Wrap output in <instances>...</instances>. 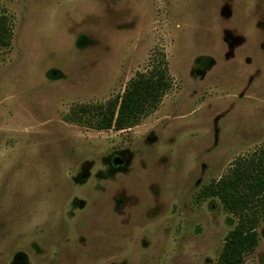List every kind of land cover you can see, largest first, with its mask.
<instances>
[{"label":"rangeland","instance_id":"374dc122","mask_svg":"<svg viewBox=\"0 0 264 264\" xmlns=\"http://www.w3.org/2000/svg\"><path fill=\"white\" fill-rule=\"evenodd\" d=\"M0 264H216L203 189L264 147V0H0ZM164 57L129 128L97 106ZM80 106L85 107L81 111ZM244 264H264V217Z\"/></svg>","mask_w":264,"mask_h":264},{"label":"trees","instance_id":"16d2710c","mask_svg":"<svg viewBox=\"0 0 264 264\" xmlns=\"http://www.w3.org/2000/svg\"><path fill=\"white\" fill-rule=\"evenodd\" d=\"M11 27L8 17L0 13V47L9 46ZM171 87L164 57L153 70L138 72L119 97L97 106L90 123L99 130L129 128L153 112ZM85 111L84 106H80ZM203 196H216L224 209L237 216V223L226 234L216 264H244L245 256L258 243L257 226L264 217V147L238 158L230 171L212 181Z\"/></svg>","mask_w":264,"mask_h":264}]
</instances>
